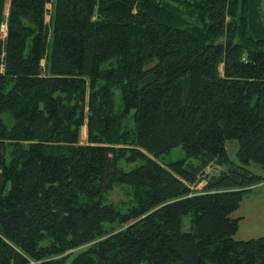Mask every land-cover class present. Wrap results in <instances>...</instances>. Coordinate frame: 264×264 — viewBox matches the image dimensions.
<instances>
[{"label": "trees", "instance_id": "obj_1", "mask_svg": "<svg viewBox=\"0 0 264 264\" xmlns=\"http://www.w3.org/2000/svg\"><path fill=\"white\" fill-rule=\"evenodd\" d=\"M263 1L0 0V264H264Z\"/></svg>", "mask_w": 264, "mask_h": 264}, {"label": "rangeland", "instance_id": "obj_2", "mask_svg": "<svg viewBox=\"0 0 264 264\" xmlns=\"http://www.w3.org/2000/svg\"><path fill=\"white\" fill-rule=\"evenodd\" d=\"M264 3V1H263ZM264 7V5H263ZM115 101L116 104H119V95L116 91L115 93ZM7 115H3V117L6 119L7 125H10V122ZM11 121V120H10ZM80 137H81V143H85L86 141V127L83 126L80 130ZM238 148V143L235 140H228L225 144L226 153H228L229 158L236 162V150ZM184 152L180 146L174 147L171 149V151L165 155V161L172 162V160L182 159L184 157ZM120 165L123 166V162H120ZM132 165H128L124 169L131 168ZM215 169V168H214ZM211 169V172H218ZM210 171V170H209ZM259 172V171H258ZM262 183H259L257 185H254L252 190L250 192H247L242 200V203L240 204L238 210H236L234 213H232V217H239V223H238V229L237 233L235 234L234 238L236 240H244V239H255L257 237H264V186ZM264 185V184H263ZM202 186V183L199 184L198 188ZM108 201L112 203H126L129 199V195H126V192L124 189H122L121 186L116 185V187L107 195ZM241 217L243 219L241 220ZM185 228L188 226L187 220L184 221ZM81 252V249H73V251L69 252L66 257H62V262L56 263V264H70L71 260L76 256L78 253ZM53 258L55 259H60Z\"/></svg>", "mask_w": 264, "mask_h": 264}, {"label": "crops", "instance_id": "obj_3", "mask_svg": "<svg viewBox=\"0 0 264 264\" xmlns=\"http://www.w3.org/2000/svg\"><path fill=\"white\" fill-rule=\"evenodd\" d=\"M5 5H4V12H8L9 10V6H10V3H9V0H5ZM209 171V170H208ZM259 186H264V185H259ZM236 218H239V217H236ZM240 219V218H239ZM243 219V217H241V220Z\"/></svg>", "mask_w": 264, "mask_h": 264}, {"label": "built area", "instance_id": "obj_4", "mask_svg": "<svg viewBox=\"0 0 264 264\" xmlns=\"http://www.w3.org/2000/svg\"><path fill=\"white\" fill-rule=\"evenodd\" d=\"M0 26H1L0 27V34L3 37V36H5L6 26L4 24H1Z\"/></svg>", "mask_w": 264, "mask_h": 264}, {"label": "bare ground", "instance_id": "obj_5", "mask_svg": "<svg viewBox=\"0 0 264 264\" xmlns=\"http://www.w3.org/2000/svg\"><path fill=\"white\" fill-rule=\"evenodd\" d=\"M5 32H6V30H5Z\"/></svg>", "mask_w": 264, "mask_h": 264}]
</instances>
